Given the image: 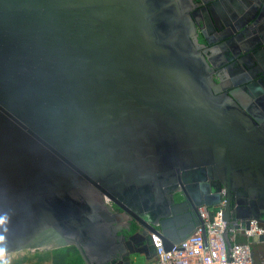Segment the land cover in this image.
Returning a JSON list of instances; mask_svg holds the SVG:
<instances>
[{
	"label": "water",
	"instance_id": "obj_1",
	"mask_svg": "<svg viewBox=\"0 0 264 264\" xmlns=\"http://www.w3.org/2000/svg\"><path fill=\"white\" fill-rule=\"evenodd\" d=\"M194 6L0 0V254L73 246L84 264L149 262L152 235L172 250L222 183L228 225L264 222V181L244 173L258 151L231 145ZM234 185L247 205L231 211Z\"/></svg>",
	"mask_w": 264,
	"mask_h": 264
},
{
	"label": "flooded vegetation",
	"instance_id": "obj_2",
	"mask_svg": "<svg viewBox=\"0 0 264 264\" xmlns=\"http://www.w3.org/2000/svg\"><path fill=\"white\" fill-rule=\"evenodd\" d=\"M194 3L191 13L202 45L200 51L211 68L217 95L230 99V104L219 108L226 110L230 118L228 124L235 134L231 145L239 141L247 149L258 151L255 167L244 173L248 178L264 181V0H194ZM222 185L223 200L219 204L226 208L228 190ZM243 186L234 185L229 190L231 211L239 204L247 205V196L244 197L247 185ZM261 193L264 200V185ZM175 197L177 201L183 199L179 193ZM111 211L117 215L115 226H128L130 219L113 204ZM259 223L264 226V222ZM133 230L136 233L139 229Z\"/></svg>",
	"mask_w": 264,
	"mask_h": 264
},
{
	"label": "built area",
	"instance_id": "obj_3",
	"mask_svg": "<svg viewBox=\"0 0 264 264\" xmlns=\"http://www.w3.org/2000/svg\"><path fill=\"white\" fill-rule=\"evenodd\" d=\"M223 211V203L213 207L199 206L203 224L170 251H166L161 239L153 234L156 254L147 264H254L250 239L264 234V226L257 220H251L249 228L241 223L228 225ZM226 230L232 242L230 250L224 238ZM241 236L246 240L240 241Z\"/></svg>",
	"mask_w": 264,
	"mask_h": 264
},
{
	"label": "rangeland",
	"instance_id": "obj_4",
	"mask_svg": "<svg viewBox=\"0 0 264 264\" xmlns=\"http://www.w3.org/2000/svg\"><path fill=\"white\" fill-rule=\"evenodd\" d=\"M253 249V263L258 264L259 259L264 256V248L256 246ZM50 255H53V257ZM9 256L5 257V255H0V264H41L42 261H45V258L42 257L52 259L53 264H83L77 251L73 247L61 248L56 251L55 255L47 250H24ZM142 263L147 264L145 261H142Z\"/></svg>",
	"mask_w": 264,
	"mask_h": 264
},
{
	"label": "crops",
	"instance_id": "obj_5",
	"mask_svg": "<svg viewBox=\"0 0 264 264\" xmlns=\"http://www.w3.org/2000/svg\"><path fill=\"white\" fill-rule=\"evenodd\" d=\"M241 238H244L243 236H241ZM246 240V238H244ZM256 246L258 247H263L264 248V243H260V242H256L255 240H252V249L255 248ZM64 247H73V246H64ZM64 247H59V248H53V249H41V250H47V251H51V253H54V255L56 254V251L60 250L61 248H64ZM75 249V248H74ZM76 250V249H75ZM77 251V250H76ZM253 252H254V249H253ZM78 253V252H77ZM79 255V254H78ZM254 255V253H253ZM51 257H53V255H50ZM10 257V256H9ZM80 257V256H79ZM262 257V256H261ZM42 258H45V261L41 264H53L52 262V259H48L46 257H42ZM41 258V259H42ZM81 258V257H80ZM82 260V259H81ZM83 262V261H82ZM84 264V263H83ZM137 264H145V263H142V262H138ZM258 264H264V256L259 259V262Z\"/></svg>",
	"mask_w": 264,
	"mask_h": 264
},
{
	"label": "trees",
	"instance_id": "obj_6",
	"mask_svg": "<svg viewBox=\"0 0 264 264\" xmlns=\"http://www.w3.org/2000/svg\"><path fill=\"white\" fill-rule=\"evenodd\" d=\"M240 241H245L244 238H240ZM251 243H252V239H250ZM74 248V247H73Z\"/></svg>",
	"mask_w": 264,
	"mask_h": 264
},
{
	"label": "bare ground",
	"instance_id": "obj_7",
	"mask_svg": "<svg viewBox=\"0 0 264 264\" xmlns=\"http://www.w3.org/2000/svg\"><path fill=\"white\" fill-rule=\"evenodd\" d=\"M0 255H3V254H0Z\"/></svg>",
	"mask_w": 264,
	"mask_h": 264
}]
</instances>
